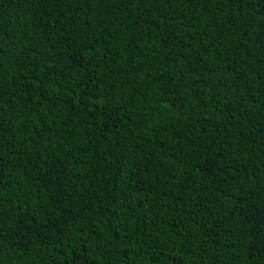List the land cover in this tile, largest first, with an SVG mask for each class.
Segmentation results:
<instances>
[{"label":"trees","instance_id":"16d2710c","mask_svg":"<svg viewBox=\"0 0 264 264\" xmlns=\"http://www.w3.org/2000/svg\"><path fill=\"white\" fill-rule=\"evenodd\" d=\"M0 264H264V0H0Z\"/></svg>","mask_w":264,"mask_h":264}]
</instances>
